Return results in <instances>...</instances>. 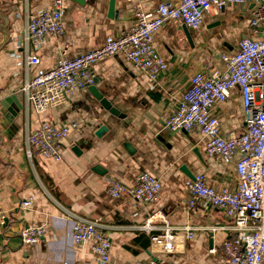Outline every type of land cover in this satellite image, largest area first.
<instances>
[{"label": "crops", "instance_id": "crops-1", "mask_svg": "<svg viewBox=\"0 0 264 264\" xmlns=\"http://www.w3.org/2000/svg\"><path fill=\"white\" fill-rule=\"evenodd\" d=\"M53 1L0 0V11L9 17L11 34V42L0 51V104L12 95L24 104L16 132L9 134L0 127V211L8 215L6 225L0 226V264H100L93 252L94 242L73 243V222L82 219L99 220L101 230L111 239L109 264L145 262L150 258L151 242L140 227L157 212L167 216L172 227L196 229L187 243L186 255L157 261L229 264L223 245L236 233L212 229L230 227L231 220L217 208L201 203L189 207L187 182L205 174L210 185L234 190L239 157L230 163L210 157L205 150L207 140L198 130L173 132L167 128V121L179 108L196 73L221 71L223 53H234L242 39L259 36L250 28L253 2L214 7L199 30L178 21L166 23L156 33L154 43L168 70L156 81L121 56L94 65L95 86L120 111L118 117L102 108L89 90L77 94L67 106L36 114L23 92L26 81L37 70H28L26 54H38L41 68L52 69L61 57L75 58L101 48L107 37L129 31L135 23L136 6L150 12L161 3L180 0H116L113 17L109 12L111 0H64V34L47 39L38 50L29 47L28 51L24 42L28 20ZM213 115L219 119L224 136L241 135L245 117L239 90H233L226 102L217 103ZM46 118L59 124L84 122L62 143L61 163L27 155L28 135ZM142 172L156 176L163 185L155 202L110 197L112 181L133 186ZM30 196L35 198L34 206L22 209V202ZM43 225L48 231L38 245L22 242L19 233L23 228ZM161 232L158 229L154 233ZM212 249L216 252L211 253Z\"/></svg>", "mask_w": 264, "mask_h": 264}, {"label": "built area", "instance_id": "built-area-1", "mask_svg": "<svg viewBox=\"0 0 264 264\" xmlns=\"http://www.w3.org/2000/svg\"><path fill=\"white\" fill-rule=\"evenodd\" d=\"M248 0H180L179 3H161L155 10L145 12L141 6L134 11L135 23L127 32L106 38L98 49L85 51L72 59L61 57L52 69L41 68L36 53L26 54L28 70L37 69L26 81L23 92L29 107L38 115L69 105L77 94L96 85L92 72L94 65L110 57H123L151 81H156L168 70V63L158 53L154 39L168 22L178 21L192 30L203 27L205 15L214 7L240 6ZM250 26L258 37L242 39L234 53H223V69L213 73H196L189 89L183 95L179 108L167 121L173 132L198 130L207 142L208 156L230 163L236 156L237 187L216 188L208 183L205 174H197L187 182L190 199L188 206L201 203L222 211L231 220L230 227H215L214 232L231 230L236 237L224 242L223 250L229 264H264V0H251ZM65 31L64 0H54L50 7L31 15L25 29L26 46L40 49L47 39L61 36ZM238 89L244 110L245 128L241 135L224 136L219 119L213 115L217 103L226 102L232 91ZM84 122L73 120L59 124L43 119L39 128L28 135L27 155H34L54 163H61L62 143L72 130ZM163 191L159 179L142 172L133 186L112 181L109 195L113 200L129 197L143 203L155 202ZM35 198L25 199L21 208L34 206ZM8 215L0 211V226H5ZM162 225L161 228L157 227ZM140 229L150 235L148 261L138 264H167L155 259L186 255L187 243L195 236L190 226L172 227L167 216L157 212L146 219ZM162 229L161 233H154ZM48 227L29 226L19 236L26 245H38ZM75 245L94 242L93 252L100 264H109L112 241L100 228L99 220L82 219L72 225ZM211 253L216 250L212 249ZM155 258V259H154Z\"/></svg>", "mask_w": 264, "mask_h": 264}, {"label": "water", "instance_id": "water-1", "mask_svg": "<svg viewBox=\"0 0 264 264\" xmlns=\"http://www.w3.org/2000/svg\"><path fill=\"white\" fill-rule=\"evenodd\" d=\"M73 1L81 3V0ZM115 6L116 0H111L109 11L110 17H113L115 13ZM0 20V33L3 35V41L0 43V51H2L5 46L11 42V34L9 31L10 20L8 15H3L0 11ZM88 90L93 95V97L99 102L102 108L109 111L115 116H121L120 111L116 109L107 98H105L103 93H101L96 86H91ZM0 105L2 107L0 109V119L2 117L4 119L3 121H0V127L3 130L9 131V134H11L13 130H15L16 132L18 129L17 120L19 119L21 112L24 110V104L21 103V101L16 95H12L2 100Z\"/></svg>", "mask_w": 264, "mask_h": 264}, {"label": "rangeland", "instance_id": "rangeland-1", "mask_svg": "<svg viewBox=\"0 0 264 264\" xmlns=\"http://www.w3.org/2000/svg\"><path fill=\"white\" fill-rule=\"evenodd\" d=\"M253 31H255L256 29H253L252 27H250Z\"/></svg>", "mask_w": 264, "mask_h": 264}]
</instances>
